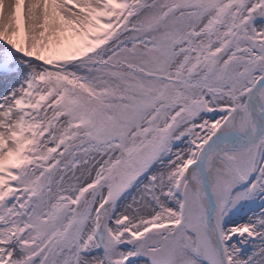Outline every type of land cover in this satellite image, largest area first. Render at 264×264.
<instances>
[{"label": "snow or ice", "instance_id": "1", "mask_svg": "<svg viewBox=\"0 0 264 264\" xmlns=\"http://www.w3.org/2000/svg\"><path fill=\"white\" fill-rule=\"evenodd\" d=\"M0 264H264V0H0Z\"/></svg>", "mask_w": 264, "mask_h": 264}]
</instances>
